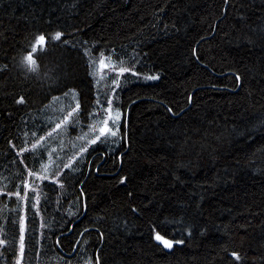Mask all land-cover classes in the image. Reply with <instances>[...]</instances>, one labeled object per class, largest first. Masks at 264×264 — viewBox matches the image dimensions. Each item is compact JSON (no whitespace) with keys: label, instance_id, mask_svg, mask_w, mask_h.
Instances as JSON below:
<instances>
[{"label":"trees","instance_id":"trees-1","mask_svg":"<svg viewBox=\"0 0 264 264\" xmlns=\"http://www.w3.org/2000/svg\"><path fill=\"white\" fill-rule=\"evenodd\" d=\"M36 30L69 41L38 53V74L21 65ZM86 47L129 63L136 54L138 72L160 76L121 77L119 144L79 138L91 134L85 109L97 94ZM0 69V264H237L222 243L243 264H264V0H0ZM69 88L80 124L70 119L48 138L74 106ZM34 131L45 137L42 159L18 156ZM74 154L64 189L35 181L36 208L21 211L5 195L32 180L25 164L55 169ZM180 212L197 222L192 237L171 251L157 246L149 219Z\"/></svg>","mask_w":264,"mask_h":264},{"label":"snow or ice","instance_id":"snow-or-ice-1","mask_svg":"<svg viewBox=\"0 0 264 264\" xmlns=\"http://www.w3.org/2000/svg\"><path fill=\"white\" fill-rule=\"evenodd\" d=\"M65 35L66 34L64 32L59 30L54 32H43L41 30H36L29 40V50L22 57L21 65L26 68L27 72L38 74V53L43 54L47 51L50 45H56L58 43L67 45L69 41L64 38ZM97 51L99 53L98 57L93 55L90 48L86 47L84 49V55L89 58L87 65L89 68V75L92 77L94 85L97 86V94L91 109H85L87 116L90 117V123L87 124V127L90 129L91 134H83L79 138L84 139L85 136H87L88 145H96L97 143L101 145L109 143L119 144L120 140L124 139L127 135L126 133L123 136L121 135L122 112L119 107L114 104V98H116L115 90L121 87V77H124L126 80L127 77L125 74L129 73L133 77H139L143 75V79L145 81H158L160 76L158 74H142L138 72L136 70V64L139 63V60L137 59L136 54H133L131 57L132 63H129L127 60L120 58L119 56L113 59L112 55H105V52L99 49ZM193 55H196L195 49H193ZM3 70L5 69H0V71ZM109 77L111 78L109 79ZM235 79L239 81L241 77L236 75ZM101 85L109 89L108 93L106 94V100L100 99L99 88ZM69 94H71L72 99L75 101L74 106H70L69 110H67L66 114L63 115L62 119L56 122L50 131L46 132L48 138H52L53 134L56 133L57 130L61 129L62 125L68 122L70 119L72 121V127H76L80 124L81 102L79 99V94L73 88H69L68 91L64 93L66 97ZM54 99L59 98L54 97ZM188 99L191 101V97H188ZM17 103H24V99L21 97L17 100ZM167 110L170 113L173 112L171 107H169ZM261 123L264 125V121ZM25 135H27V133ZM32 135L36 137V140L34 143H32L31 149L21 148L17 152V155L22 156L24 152L32 151L34 153V158L42 159L41 153H39L37 150L39 148H45L43 143L45 137L37 136L36 131H34ZM55 151V149H52L53 153ZM87 151V146H81L79 155L82 156L83 153ZM77 158L78 157L74 154L72 157H70L67 163L57 165L55 169H52L48 165H42L39 170L28 168V166L25 164V161L21 159L20 163L25 164L27 177L32 178V180L30 181L27 178L24 179L21 182V188H18L12 192H7L5 195L8 197L15 196L16 201L21 205V211H23L24 208L29 205L32 208H36L40 202V194L38 192L40 185L35 183V181H50L52 184L58 185L60 189H64L65 183L61 180V177L64 175L63 169L77 170L73 169V164L76 163ZM56 159L60 158L56 157ZM126 182L127 177L120 179V184H126ZM29 192L33 193L34 196H29ZM133 195L134 193L132 191L129 190L127 192V196L129 198H131ZM33 200L35 203H33ZM5 206L7 207V205ZM180 207L183 208L184 205H180ZM12 210L15 211L16 209ZM132 212L138 215L141 214V210L135 207L132 208ZM37 214L39 213L37 212ZM25 220V215L19 216V248L21 258L23 257L25 248ZM44 226L45 225L42 223L41 227L43 228ZM147 227L149 230L150 239L153 240L157 246H160L163 249L172 250L174 246L183 245L186 243L187 239L192 237L194 230L197 228V222L194 219L186 217L183 212H180L179 214L172 213L168 216H158L156 219L150 218L147 223ZM84 231L86 232L88 229H85ZM206 231L207 228L204 226L200 231V235H205ZM177 232L180 233L179 237L176 236ZM3 243L4 241L0 240V244ZM56 243H60L59 237H57ZM77 243H80V241H77ZM222 250L224 252H228V254L237 262V264H243L244 256L241 254V252H229L223 243ZM17 264H20L19 260L17 261ZM86 264H93L90 257L86 259ZM95 264H100L99 256L95 258Z\"/></svg>","mask_w":264,"mask_h":264},{"label":"rangeland","instance_id":"rangeland-1","mask_svg":"<svg viewBox=\"0 0 264 264\" xmlns=\"http://www.w3.org/2000/svg\"><path fill=\"white\" fill-rule=\"evenodd\" d=\"M99 91H100V99L101 100H106V98H107L106 94L109 91L108 88H105V87H103V85H101L100 88H99ZM115 92H116V90H115ZM115 103H116V98H114V104Z\"/></svg>","mask_w":264,"mask_h":264},{"label":"bare ground","instance_id":"bare-ground-1","mask_svg":"<svg viewBox=\"0 0 264 264\" xmlns=\"http://www.w3.org/2000/svg\"><path fill=\"white\" fill-rule=\"evenodd\" d=\"M49 105V104H48ZM50 112V111H49ZM56 112V111H55ZM50 114V113H49ZM63 117V116H62ZM38 119V118H37ZM54 123V122H53ZM46 130V129H45ZM73 142V141H72Z\"/></svg>","mask_w":264,"mask_h":264},{"label":"water","instance_id":"water-1","mask_svg":"<svg viewBox=\"0 0 264 264\" xmlns=\"http://www.w3.org/2000/svg\"><path fill=\"white\" fill-rule=\"evenodd\" d=\"M167 250V249H166ZM168 251H171V250H168Z\"/></svg>","mask_w":264,"mask_h":264}]
</instances>
